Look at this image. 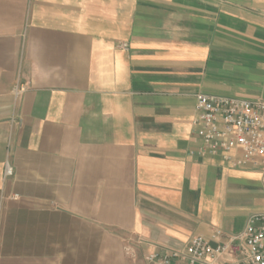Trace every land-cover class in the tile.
I'll return each mask as SVG.
<instances>
[{
	"label": "crops",
	"instance_id": "obj_1",
	"mask_svg": "<svg viewBox=\"0 0 264 264\" xmlns=\"http://www.w3.org/2000/svg\"><path fill=\"white\" fill-rule=\"evenodd\" d=\"M199 92L264 98V0H0V264L242 232L264 180L199 152Z\"/></svg>",
	"mask_w": 264,
	"mask_h": 264
},
{
	"label": "built area",
	"instance_id": "obj_2",
	"mask_svg": "<svg viewBox=\"0 0 264 264\" xmlns=\"http://www.w3.org/2000/svg\"><path fill=\"white\" fill-rule=\"evenodd\" d=\"M25 90V85L17 84L13 92L20 95ZM195 108L192 124L201 141L199 152L219 156L231 167L258 170L264 180V98L199 92ZM12 174L6 163L4 175ZM220 235L216 231L214 237ZM228 254L236 259L224 264H264V211L253 213L242 232L215 246L197 235L183 249L155 250L146 260L149 264H220Z\"/></svg>",
	"mask_w": 264,
	"mask_h": 264
}]
</instances>
